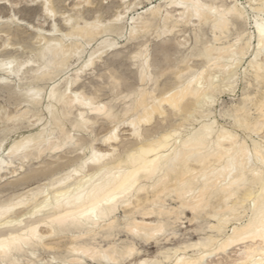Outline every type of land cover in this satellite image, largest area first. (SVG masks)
<instances>
[{
	"label": "bare ground",
	"instance_id": "obj_1",
	"mask_svg": "<svg viewBox=\"0 0 264 264\" xmlns=\"http://www.w3.org/2000/svg\"><path fill=\"white\" fill-rule=\"evenodd\" d=\"M215 1L216 0H200V3L207 5V8H201L199 14H197V11L192 7L181 8L179 6V0H164L161 4L149 7L143 15L139 14V16L134 19V24L130 28V36L128 35L127 38L135 39L139 34L143 33L146 39L148 33L152 30H156V39L159 41L167 38V35L172 33L176 27L178 28V26L182 25L188 26L194 22V24H196V29H193L194 33L192 34H195L196 39L194 40L197 41L193 49V51L196 52L194 56L202 58L203 60H201L203 62L201 64L199 63L200 65L192 66L189 62L190 59L193 58V54H187L186 52L182 53L180 51L183 55L177 60L172 61L169 59L168 53H165V68L155 76V74L152 75V69L156 68V64L153 63L151 55L147 54V50L139 46L140 48L137 51H133V55L143 50V59L136 60L133 59V55L131 56V58L139 64L138 76L136 75L141 82L139 88L129 93H123V96L118 97L119 94H122L118 92V90L121 85L124 84L126 77L114 71L110 76L111 82L109 81V89L112 93L109 102L101 103L96 101L95 96H85L84 93L81 95V97L93 98L99 104L105 105L110 112L118 114L117 118L119 123L123 122L128 127H131V134L136 131L140 133V135H143L144 141L141 143L139 136H134L136 142L123 148L124 150L122 152H118L116 149L117 145L115 147L114 145L118 143L119 134L117 131L119 125L116 128L115 138L106 142V137L113 131L112 127L111 130H109V132L107 131V134L101 138L102 145L111 146L110 150L103 151L102 149L101 151L93 144H90L85 150L86 157L73 165V167H71L72 169L69 168L70 170L67 173H60L61 175H57V177L54 172L56 178L53 177L51 180V175V177L49 176V182L47 183L46 181L47 184L44 183L35 188L33 187L34 189L31 186L29 188H32L30 191L25 188L28 193L25 194V192L23 196L19 195V198L15 199L10 196L0 197V226L8 225L7 228L0 227V239H3L7 235L21 236L22 234L29 233L32 229H35L40 237H42V241L38 246H33L24 251L15 253L14 259L24 261L35 260L37 264H42V262L52 264L53 261H60L62 264L63 262H67V264H100L99 256H94L92 254L85 255L84 253H96L97 250H99V252L106 253L113 259L119 260L122 258L124 251L131 247L135 248L134 256L128 257L131 264H143L145 261L151 262V264H241L242 261H248L249 264H259L262 251L259 237L257 236L254 240L247 241V247H244L242 246L243 242H233V231H227L232 224L234 225L232 226L233 228H231L232 230L238 227L234 220L229 219L230 217H236L243 221V223L239 225L241 228L247 224L246 217L252 215V204L249 202L245 205L244 202L248 197L255 196L256 193H258V187L254 193L252 184L250 183L247 191L242 192L230 202H225V198L221 194L218 197H214L204 206H199L198 201L187 194L188 191L192 190V186L196 183L197 179L203 175H208L209 180L213 183H215L216 180L227 179L226 175H221V173L217 171L218 169L222 170L227 168L229 165L228 150L231 149L232 146L227 142L223 143L221 147L215 151L210 149L205 150L200 155L199 159H181L177 161L176 153L182 150L183 142L177 145L173 141H168L158 154L160 156L159 163L162 174L155 180L151 177H142L139 188L135 189L130 194L129 199L115 208V211L107 223L101 222L98 226H89L88 222L85 220L84 222L69 224L64 227H60L58 224L53 223L54 217L62 215L63 212H71L74 215H79L82 212H86L95 200L108 197L109 194L118 195L116 190L126 181L127 174L132 167L127 161V153L136 151L141 147L149 148L151 146L152 137L149 134L154 133V131L148 130L149 132L143 134L141 127H147V125H150L157 117L163 119V128L158 132L160 135H163L169 129L177 125L181 128L195 131L200 127L199 121L204 114L212 116L220 126L230 127L232 121L228 119L227 114L237 109H241L240 116L246 120L249 125L255 127L257 121L261 118L259 104L261 99L264 98V90H262L259 83H257L256 72L254 71V69H258L259 65L264 62L259 52L260 25L262 23L261 15L255 20L254 32L247 34V30H245L247 28L245 27L247 23L245 10L237 9L239 15L228 14V9L231 8L232 4L238 3L239 1L219 0L221 2H218V5H221L220 7L215 4ZM248 1H258L252 9L261 14L260 0ZM6 2H9V0H0V4ZM183 2L191 5L193 0H183ZM138 3H140V1ZM167 7H174L177 13L172 14L166 11V14L162 13V9ZM212 9H217V11L213 12ZM220 9H223V12H221ZM82 16L83 15H81V17ZM81 17H79L80 20L74 17L77 23L68 26V30L65 32L61 31V29L54 24L57 29L55 33L53 32L52 26L48 34H37L39 36L37 39L38 43L36 44H39V49H41L40 54L36 57L34 62V64H37V68H33L34 64L31 65L29 73L19 80L21 84H23L24 81L27 82L26 86L23 88L25 92L21 94L25 97L23 102H27L30 106L26 105L27 108L25 106V109L21 110L16 115L7 114L4 117L5 128L8 126L9 129H14V127L19 124V122L21 123V120H24L28 114H31V117L34 118H32L33 121H35L34 124L42 122L44 118H46V121L41 124L42 127L37 132H30L23 135L21 133V136L19 135V138L4 151L0 157L1 178L9 174L13 175L7 178L14 176L17 169L13 164L17 163V161L23 163L29 158L42 160L44 156H50L51 159H54L52 158L53 155L58 153L63 147L69 146V143L72 142L71 131L67 128L68 124L71 125L74 133L85 131L94 124L96 117L101 116L89 110L83 102L78 101L76 94H81L82 92L77 88L74 89V87L80 81L82 73L85 72L82 71L83 64L88 63L89 57L94 58L91 63L92 67L96 62L102 61L103 52H107L109 57L106 61L108 60V62H113L119 56L117 43L115 41H110L107 38L101 40L98 46L88 55V58L81 63V66L77 67V70L75 69V76L68 79L66 82L64 81V86L60 87V85H56L55 90L51 87L46 92L44 91L46 88L42 89L39 88V86L34 87L35 84L40 82L55 80L61 71L68 66L73 56L82 59L86 53L85 46H88L92 41L97 38H103L107 35L119 34L121 32V26L119 24L122 23L108 27H93L86 29L79 23V21H83ZM84 22L91 23L88 20ZM8 25L9 24H7V26ZM159 25H162V27L159 28ZM207 30L213 32L211 38L207 34ZM57 32L60 33L59 36H57ZM14 33V36L17 37V32ZM10 34L11 32L8 30L4 32L6 37ZM37 35L35 37H37ZM231 35L236 36L235 41L232 43L229 41ZM231 38H233V36ZM253 39L257 41L256 45H253ZM8 41L12 42V47L7 49V51L12 52L18 48V43L13 42V37L8 38ZM173 42H175V40ZM45 48H47V51H43ZM0 51H5L2 45H0ZM178 52L173 55H178ZM226 52H230L229 58H226ZM250 52L252 53V58L248 62V67L245 68L243 72L241 70V72L238 73L243 59ZM73 53H75V55H73ZM104 62L105 59H103V63ZM133 64L131 65L133 66ZM232 64H237L238 67H230ZM61 65H63V67H61ZM46 66L50 69L47 75L42 74L40 77H35L31 74L39 72L40 69H45ZM113 66H116V64ZM124 68L127 67L125 66ZM124 68L123 70H125ZM118 70L120 71V67ZM246 71L247 74H245ZM181 73L186 74L183 79L180 78ZM196 73L202 74L204 87L198 90L199 95L191 96L188 99L180 112H175L166 105H162L159 108L156 107L155 101L159 100L161 96L167 95V92L172 91L173 85L176 87H179L182 83L186 85L188 80L191 79V76ZM169 74H173V79H171V82L167 81L169 83L165 82L166 84H171V86L167 91L156 94L157 87L161 85L157 84L158 79ZM239 78L244 80L243 96L229 108L226 107L224 109L223 107L220 115L224 117L227 122L226 124L219 123L214 112L211 110V106L220 94H233L237 87H235V83ZM5 80L8 82L0 83V88L4 87L10 91L14 90V86L12 85L14 79L9 73L1 72L0 81ZM149 81L150 84H152L151 81H153V84H155L154 87L148 88V86L150 87V85L147 86ZM200 83L201 80L198 79L197 85ZM69 85H71V87H69ZM42 87L44 88V86ZM32 88H37L42 93L38 101H33L26 95V92ZM159 90L160 88L157 91L159 92ZM119 91H121V89ZM5 92L8 93L7 91ZM110 92L108 93L111 95ZM133 93H137V95H133ZM246 96L255 97V100L245 105ZM205 97L212 102L209 104L204 99ZM44 98L47 100L42 103ZM114 100H119V106L122 108H117V105L112 106L111 103ZM77 104L80 108L69 121L72 107L75 108ZM126 114V119L128 121L134 118L140 121L136 129L132 128L131 123L125 122ZM189 116H191V118H189ZM101 118L113 123L105 116H101ZM10 122L13 123V125L10 126ZM85 122H87V126H85ZM49 123L53 124L52 128H47ZM5 128H2L1 131H4ZM17 129L19 128L17 127ZM241 141L249 143V147H251V143L244 141L243 137H241ZM252 141L258 143L259 136L257 137L256 135L255 137V135H253ZM25 142H27V147L22 152L12 155L9 154V149L14 145L20 146ZM84 154L83 152V155ZM232 155H235L234 151ZM143 163L147 165L149 161L145 160ZM50 164L53 163L51 162ZM50 164V167L47 166L41 169L37 168V170H29V172L25 174L27 176L26 179L29 180L33 176L36 177L35 175L42 172V174L48 172L49 175V171H52L54 166H56L54 164L52 167ZM56 164L61 165V162L56 161ZM10 168L13 169L11 170ZM58 170H60V168ZM57 173L58 172H56V174ZM213 173H215V175H213ZM22 176H24V174ZM17 179L18 178H16V181ZM248 179L249 181L253 180L251 174L248 175ZM13 181L11 180V182ZM23 181L25 182V180ZM17 182L19 183V180ZM20 184L21 182L19 183V187ZM23 185L22 183L21 186ZM199 186L203 187L202 181ZM12 193L13 192H11V194ZM14 196L16 195L14 194ZM65 201H67V203ZM69 203H71V207L68 206ZM21 209L23 210L21 211ZM188 212L191 214L189 218L191 227L189 230H193V232L201 235L196 241L189 238L191 235L187 237V230L189 227L185 225L186 222L184 218H188ZM130 226L135 228L140 235H136L133 231H130ZM183 230L185 231L183 232ZM168 241L173 243L172 247H166L165 243ZM151 243H155L158 247L157 250H154L155 255L147 256L144 247H148ZM45 253L50 254H48L49 256L47 257Z\"/></svg>",
	"mask_w": 264,
	"mask_h": 264
},
{
	"label": "snow or ice",
	"instance_id": "obj_2",
	"mask_svg": "<svg viewBox=\"0 0 264 264\" xmlns=\"http://www.w3.org/2000/svg\"><path fill=\"white\" fill-rule=\"evenodd\" d=\"M37 3L43 13V19L46 21H55V19L62 15L64 16L65 24L72 26L77 21L74 19L75 12L84 7L83 2H77L75 9L71 16L67 13L62 0H33ZM19 7L20 5H16ZM179 6L181 8L192 7L199 14L201 8H207V5L201 4L200 0H193V3L189 5L188 3L179 0ZM127 7V6H126ZM248 5L243 3H233L231 8L228 9V14H236L237 9L247 8ZM213 12L217 9H212ZM223 12V9H220ZM260 11H261V25H260V45L259 52L260 57L264 60V0H260ZM242 18V16H241ZM107 19L106 24H102L101 21ZM124 20L122 15L112 14L110 18L104 16H97L95 20L91 23H85L84 21H79L84 28H101L116 25ZM9 23L18 24L22 28H26L31 32L35 33L39 31V26L27 23L25 20L12 16L9 21L0 22V45L5 49L4 52H0V56L6 57L0 60V72H7L15 81H19L27 73H29L30 66L34 64L36 57L40 54L41 49L39 47L33 49V55L30 57L18 58L8 57L7 49L12 47V42L8 41V38L4 35L6 27ZM57 31L56 27L53 25V32ZM43 35V33H41ZM27 50V46L22 51ZM47 51V48L43 49ZM75 55V53H73ZM93 57L88 58V63L83 64L82 71H87L91 68V63ZM133 59L142 60L143 50L133 55ZM63 67V65H61ZM232 68H237V64L230 65ZM50 69L46 66L45 69H40L39 72L31 73L35 77H40L42 74L47 75ZM256 72V81L259 83L262 90H264V62H262L258 69H254ZM247 74V71L246 73ZM186 74L181 73V79L185 77ZM200 79L201 83L197 85V80ZM8 81H0V83H7ZM71 87V85H69ZM204 84L202 82V74L196 73L191 76L188 83L181 84L179 87L173 85V90L167 92V95L161 96V98L155 101V105L159 108L162 105L169 106L173 111L180 112L185 103L191 96L199 95V89H203ZM52 88L55 90L56 83L52 81ZM26 95L30 97L33 101H38L41 98L42 93L37 88H32L26 92ZM78 101L83 102L86 107L98 113L101 116L107 117L113 122V131L106 137V142L115 138L116 128L119 125L118 114L110 112L105 105L99 104L91 97H81L80 93H77ZM137 95V93H133ZM209 104L212 102L207 97L204 98ZM255 97L246 96L245 105L249 102L254 101ZM241 109H237L234 112L228 113V119L232 121V125L222 127L216 123V120L212 116L204 114L199 121L200 127L195 131L187 128H181L179 125L169 129L163 135L159 133H150L152 137L151 146L149 148H143L136 151H130L127 153V161L132 166L127 174L126 181L116 190L118 195L109 194L108 197L95 200L91 206H89L86 212H82L79 215H74L71 212H63L62 215L54 217L53 223L58 224L60 227H64L69 224H75L78 222H88L89 226H98L101 222L107 223L115 208L122 204L124 201L129 199L130 194L137 188H139L141 179L151 177L156 179L161 173L160 166V156L158 155L161 148L166 145L168 141H173L177 145L183 142V147L181 151L176 153V160L181 159H199L200 155L205 150L219 149L221 145L227 142L231 145V149L228 150L229 165L227 168L217 171L221 175H226V180H216L213 183L209 180L208 175H203L199 177L196 183L192 186V190L188 191L189 196L194 197L198 201L199 206L206 205L214 197L223 195L225 202H230L235 199L239 194L247 191L249 184H252V190L255 193L258 187L259 191L255 196L248 197L245 200V205L251 202L252 204V215L247 218V224L244 227H239L243 223L240 219L236 217H230V220H234L238 227L234 228L233 231V242H243L242 246L247 247V241L254 240L257 236L261 241V259L259 264H264V98L261 99L259 104V112L261 113V118L257 121L255 127L248 124L240 116ZM125 122L131 123L133 129L138 127L137 118L131 121L126 119ZM191 118V116H189ZM87 126V122H85ZM239 133V134H238ZM259 136V142L252 141V136ZM133 136H139L141 143L144 141V136L140 133L134 131ZM243 137L244 141L251 143H244L241 141ZM27 147V142L20 146H13L9 149V154H15L22 152ZM235 152L233 156L232 153ZM95 155V154H94ZM223 158V157H221ZM148 160L149 163L146 165L143 162ZM251 174L253 177L252 181H249L248 175ZM215 175V173H213ZM201 181L203 182V187H200ZM67 203V201H65ZM59 203V201H58ZM71 207V203L68 205ZM0 227L7 228L8 225H2ZM130 231H133L136 235L140 233L130 226ZM42 241L39 233L32 229L27 234H22L21 236L7 235L3 239H0V264H37L35 260H16L14 259V254L20 251H24L30 247L38 246ZM85 255L92 254L94 256H99L100 264H131L128 257H132L135 254V248H128L124 251L121 259H113L106 253H101L97 250L96 253L85 252ZM42 264H47V262H42ZM52 264H62L60 261H53ZM67 264V262H63ZM143 264H151V262L145 261ZM241 264H249L248 261H242Z\"/></svg>",
	"mask_w": 264,
	"mask_h": 264
},
{
	"label": "rangeland",
	"instance_id": "obj_3",
	"mask_svg": "<svg viewBox=\"0 0 264 264\" xmlns=\"http://www.w3.org/2000/svg\"><path fill=\"white\" fill-rule=\"evenodd\" d=\"M135 1H137V2H135ZM139 1H140V3H138ZM163 1L164 0H86V1L85 0H79V2H83L84 3V7L79 9V10H77L75 12V19H79L80 20L79 17H81V15H83L81 17V19L83 18V21H87L88 20V21L91 22L92 20L96 19L97 16H104L106 18H110L112 16V14L115 13L116 15H122L124 17V20H122V22H120L122 24L118 23L121 26V30H120L121 32L119 34H110V35H107V36H105L103 38H97L96 40H94L90 44H88V46L86 45L85 46L86 47V53L84 54L83 58L82 59H78L77 56H73L71 58V60L69 61L68 66L63 71H61V73L58 75V77L55 80H53L56 83V85L57 86L60 85V87L64 86L65 82L68 79L73 78L75 76V73H76L75 69L77 70V67L81 66V63L85 59L88 58V55L98 46V44L101 42V40H104L105 38H107L110 41H115L117 43V47H118L117 51L119 52V56L113 61L114 64L111 61L110 62H108V60L106 61V59L109 56L107 55V52H103L102 56H103V59H105V62L103 63V59H102L101 62L100 61L96 62L94 65H92V67L89 70H87L84 73H82V75H81L82 77H81L80 81L77 83L78 87H77V85L74 87V89L77 88L79 91L81 90V92H82L81 95H83V93H84L85 96H92V97L95 96L96 101H99L101 103H106V102H109L111 100L110 97L112 96V93L110 92L109 84L111 82V78H110L111 73H113L114 71H116L118 74L124 75L126 77V80H125L124 84L121 85V87L119 88V90L121 89V91L118 90V92L122 93V94H119L118 97L123 96L124 95L123 93H129L132 90L140 87V83L141 82L139 80V77L137 78L138 70H139V64L137 63V61H134L131 58L133 53L140 48L139 46H141V48H143L144 50H147V54L151 55V57L153 59V63L156 64V68L152 69V75L155 74V76H157L158 73L165 68V64H164V61H165V58H166L165 57V53H168V57L172 61L173 60L175 61L180 56H182L183 54H181V52L182 53L186 52L187 54H193L192 55L193 58L191 57L192 58V59H190L191 63L189 62V64H192V66L193 65L196 66L199 63L201 64L203 62L202 61L203 59L200 58V57L194 56V54L196 52L193 51L194 45L196 44L195 42H197L196 40H194V39H196L195 38V34L194 35L192 34V33H194V30L196 29V26H195L196 24H194V22H193V24L191 23L188 26H183L182 25V26H178V28L176 27V29H174L172 33H169L167 35V38L160 40L161 42L156 39V33H155L156 30L155 31L152 30L153 32L151 31L150 33H148L149 35L148 34L146 35V39L144 38L145 36H143V33L139 34L140 36L138 35L135 39L127 38L128 35L130 34V30H131L130 28L134 24V22H133L134 19L137 18L139 16V14L143 15V13L149 7L161 4V3H163ZM203 1H210V0H203ZM237 1H239L238 3H243V4L248 5L247 8H244L245 17H246V21H247L246 26H245L247 28L246 29L244 28V29L249 31V32L246 31L247 34H250V32L253 33L254 32L255 20L257 19V17H259L261 15L258 11H254L252 9V7L255 6L258 3V1L257 2L248 1V0H237ZM62 2H63V5H64L65 9L67 10V13L71 16V14L73 13V10L76 7L75 4H77L78 0H62ZM218 2L221 3L219 0H216L215 4L220 7L221 5H218L219 4ZM227 3H229V2H227ZM15 5H20V6L17 7ZM167 8H164L166 10L162 9V13H164V14H166V12H169V13L171 12L172 14L177 13V11L175 10L174 7H167ZM173 11H175V12H173ZM12 16H17V17L25 20L27 23L33 24L34 27L35 26H39V31L33 33V32H31L30 30H28L26 28H22L18 24L9 23V25H11V26L4 25L3 27H6V30L11 32V34L8 35L7 37L8 38L13 37V42L18 43L17 44L18 48L16 50H14L12 52L11 51H7L8 52V57L7 58L17 57L18 56V58L22 59L24 57L32 56L33 55V51L32 50L37 48V46L39 45V44H36V43H38L37 39H38V36H39L37 34H39V33L48 34V31L52 28V26L54 24L59 29H61V31H63V32L67 31L68 30V26H69V25L65 24L63 14L58 16L55 19V21H46V20H44L41 7L37 3H34L33 0H9V2L0 4V22L9 21V19ZM101 22H102V24H106L107 23V19H105V20H103ZM161 27H162V25H159V28H161ZM193 27H195V28H193ZM184 29H186V30H184ZM189 31L191 32L192 35L190 34ZM209 31H210V33H209ZM14 32H17V34H18L17 37L14 36V34H15ZM212 33L213 32L211 30H207V34L209 35L210 38L213 35ZM56 34H57V36H59L60 33L57 32ZM36 35H37V37H35ZM141 35H142V37L144 39L141 37ZM232 36H233V38H231ZM34 38H35V40H34ZM111 38H113V39H111ZM235 39H236L235 35H231L229 37V41L231 43L234 42ZM174 40H175V42H178V43L173 42ZM144 42H145V45H144ZM252 42H253V45L257 44V41L255 39H253ZM142 45H143V47H142ZM184 45H186V46H184ZM25 46H27V50L22 51V49H25ZM146 46H148V47H146ZM145 48H148V49H145ZM157 49H158V51H157ZM176 51L177 52L179 51L178 53L180 55L179 54L178 55H173V54H177ZM0 52H4V51H0ZM229 54H230V52H226L227 56L226 55H224V56H226V58H229L230 57ZM174 56L176 57V59H175ZM5 58L6 57H4V56H0V60H3ZM251 58H252V53L250 52L243 59V62H242L241 66L238 69V73H240L241 70L243 72L244 69L248 67V62H249V60ZM129 59L130 60L132 59L131 62H130ZM122 61H123V64H122ZM133 62H134V64H133ZM115 64H116V66H113ZM131 64H133V66ZM135 64H136V66H135ZM109 65H111L112 68ZM33 66H34L33 68H37V64H34ZM125 66L128 68L129 71L127 70V68H124ZM119 67H120V71L118 70ZM122 67L125 70H123ZM136 67H137V69H136ZM100 69H102V70H100ZM108 69H110V70H108ZM109 71H111V72H109ZM125 72H127V73H125ZM0 74H1V72H0ZM133 76L134 77L136 76L135 79H134ZM167 76H169V77H167ZM167 76L164 75L162 78L158 77L159 79H158L157 84L158 85L161 84L160 85L161 87L160 86L157 87L158 89L160 88V90L158 92L157 91L158 89H157L156 90V94H161V93L167 91L169 89V87L171 86V84H166V82L167 81L171 82V79H173V74H169ZM100 81H102V82H100ZM131 82H132V84H131ZM169 82H167V83H169ZM26 83L27 82L24 81L23 84H21L19 81H15L14 80V83H12V85L14 86V90L10 91V90H8L7 88H4V87L0 88V93H1L0 94V111H1L0 112L1 113L0 118L3 120L2 121L0 119V124H1L0 125V131L2 130V128H5V118L4 117L7 114L16 115L21 110L25 109L26 105L30 106L27 102L26 103H25V101L23 102L25 97H23L24 95L21 94V93L25 92L23 90V88L26 86ZM99 83H100V85H99ZM151 83L152 84H150V81H149V83L147 84V86L150 85V87L148 86V88H151L152 86L154 87L155 84H153V81H151ZM162 84H165L166 86L162 85ZM243 84H244V80H242V78H239L237 80V82L235 83V87L236 86L237 87H236V91L233 94H231V93L220 94L219 97L216 98V101H214V103L212 104L211 110L214 112V115L218 119L219 123L226 124L227 120L220 115V112H221V110H223V107H224V109L226 107L229 108L233 103H235V102H237V100L241 99V97L243 96L242 93H244ZM102 85H103V87H102ZM35 86H39V88H42V89L46 88L44 90L46 92L52 87V81L40 82L38 84H35L34 87ZM42 86H44V88ZM107 89H108V91H107ZM5 91H7L8 93H6ZM19 92H20V94H19ZM108 92H110L111 95ZM46 100L47 99L44 98L42 100V103H44ZM127 102H128V100H127ZM111 105L112 106L117 105L116 106L117 108L118 107L122 108V107L119 106V100L112 101ZM27 106H26V108H27ZM79 108H80V106L78 104H77V106L75 105V108L72 107V111L70 113L69 121L71 120L73 115L78 111ZM2 110H4V111H2ZM27 116H28V118H27ZM27 116L25 117L26 119L24 118V120H21V123L19 122V124H17L14 127V129L13 128L9 129L8 126H7L4 131H1L0 137H2V138H0V143H1L0 144V148H1L0 149V157L4 153V151L6 149H8L11 146V144H13V142L17 138H19V135L21 136V133L23 135V134H27V133H30V132H37L42 127L41 124L45 123L44 121H46V118H44L42 120V122H40L38 124H34L35 121H33L34 118L31 117V114H28ZM96 118L94 120V124L91 127H89L88 130H85V131L83 130V131L76 132V133H74L71 125L68 124L67 128H68V130L71 131V134H72V142H71L72 144L69 143V146L67 145V146L63 147L58 153L53 155L52 158H54V159H51L50 156H44V158L42 160H36V159H33V158H29L23 163L19 162V161H17V163H14L13 166H16L15 168L17 169L16 172L14 173V176L7 178L8 176L13 175V174H11V175L9 174L8 176H4L2 178L0 177V189H1L0 190L1 191L0 192V197L10 196L11 198L13 197L15 199L19 198L20 196H23V194L25 192H26L25 194H27L28 191H30L33 187L35 188V187H37L39 185H43L44 183H46V181L48 183L49 180H50L51 175H52V177H51V180H52L53 177L56 178L57 175L60 176L61 175L60 173H62V174L63 173L64 174L67 173L70 169H72L71 167H73V165H75L76 163H78L79 161L83 160L86 157V151L85 150H86L87 147L90 146V144H93L97 149H99L101 151H102V149H103V151L110 150L111 146L102 145L101 138L105 134H107V131L109 132V130H111V128L113 127V123L106 121L105 119L101 118V116H98ZM22 121H24V122H22ZM162 121H163L162 118L157 117L150 125H147V127L146 126H142L141 127L142 133L145 134V133H147L149 131H154V133L160 132V130H162V128H163ZM51 124L52 123H49L47 125V128H50V127L52 128L53 124L52 125ZM11 125H13V123L10 122V126ZM17 127L19 129H17ZM7 129H9V130H7ZM14 130H16V131H14ZM12 131H13V133H12ZM117 132L119 134V139H118V143L115 144L114 147L117 145L116 149H117L118 152L119 151L122 152L124 150L123 148H125L126 146H129L131 143H135L136 142V139L134 138L133 134H131L132 133L131 127H128L127 125H125V123H123V122L119 123V128H118ZM4 137H5V139H4ZM255 137H256V135H255ZM257 137H258V134H257ZM91 142H93V143H91ZM83 152L85 153L84 155H83ZM46 157H48V158H46ZM55 160L58 161V162H61V165L60 164H56ZM50 161L53 164H50L51 163ZM49 164L52 167L54 166V164L56 165V166H54L52 171H49V175H48V172L44 173V174H42L43 173L42 172V173H39V174L35 175L36 177L33 176L29 180L26 179L27 176L25 174H27L29 172V170L30 171L31 170H37V168L41 169V168H44V167H47V166L50 167ZM63 164H64L65 167L63 166ZM69 164H70V167H69ZM19 167H20V169H19ZM59 168H60V170H58ZM67 168H68V170H67ZM10 169L12 170L13 168H10ZM63 170H65V171L67 170V171L65 172ZM54 172H55L56 176L54 175ZM56 172H58V173L56 174ZM23 174H24V176H22ZM40 175H42L44 177H42ZM16 178H18L17 181L19 180V183L21 182V184L23 183L25 186L24 185L21 186V184H20V187H19V183L16 181ZM22 179L25 180V182ZM11 180L12 181L15 180V181H13L14 183L11 182ZM40 183H42V184H40ZM5 185H7V186H5ZM14 186L16 187V189H15ZM31 186H32V188L29 189ZM25 188H27V190L28 189L29 190L27 191ZM5 192H6V194H5ZM11 192H13V193L11 194ZM16 192L18 193V195H17ZM1 193H2V195H1ZM20 193H22V194H20ZM9 194H11V195H9ZM14 194L16 196H18V197L14 196ZM23 209H21V211ZM190 217H191V214L188 212V218H184V221L186 222L185 225H187L189 227L188 230H187V232H188V234H187L188 236L187 237H189V235H191L189 238L190 239L192 238L193 241H196L201 235L198 234V233L193 232V230H189L190 227H191L190 222H189V218ZM232 226H234V225L232 224L231 226H229L227 231L230 232V230H231V232H232V229H231V228H233ZM184 231L185 230H183V232ZM155 245H156L155 243H151L150 245H148V247H144V249L146 250L145 254L147 256L155 255L154 250H157V247H158L157 245L156 246ZM165 245H166V247H172L173 243H170L168 241L167 243H165ZM48 254H50V253H48ZM48 254H46L47 257L49 256Z\"/></svg>",
	"mask_w": 264,
	"mask_h": 264
}]
</instances>
